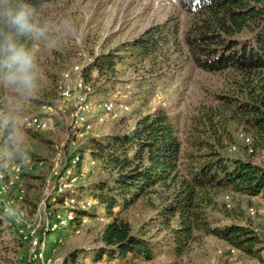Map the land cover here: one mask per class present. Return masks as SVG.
<instances>
[{"label": "rangeland", "instance_id": "rangeland-1", "mask_svg": "<svg viewBox=\"0 0 264 264\" xmlns=\"http://www.w3.org/2000/svg\"><path fill=\"white\" fill-rule=\"evenodd\" d=\"M37 19L49 26V38L56 42L55 48L46 47L41 40L30 39L27 44L38 56L42 69L39 90L25 94L11 87H0L1 127L10 121H14L17 126L14 139L10 136L1 139L0 132V158L4 157L9 164L11 184L8 194L16 199V205L24 203L30 215L36 211L40 199H44L52 209H63V204L59 202L62 195L57 198L58 202L50 200L54 193L52 185L59 173L68 167L70 155L74 151L83 154V161L77 167V179L69 192L73 193L80 186L77 194L89 197L82 188L99 181L107 182L112 174L98 162L94 166L88 163L90 157L85 151L88 137L128 131L140 115L151 113L157 108L169 113L184 144L192 135V130L195 131V126H208L210 112H220L218 117L221 121L216 134L222 140L221 152L229 157L250 158L264 165V143L256 145L254 152L249 153L237 134L244 132L252 138L250 129L240 120L230 118V110L220 104L219 94L227 82L225 74L201 69L186 52L164 57L161 53L146 54L131 45L142 33L157 25L170 26L173 30L177 29V34H181L190 16L178 6L176 0H54L44 4L37 13ZM67 25L77 31L67 34ZM116 46H124L121 61L116 65L111 79L102 77L92 81V98L97 104L106 99H115L128 104L130 109L117 118L94 124L91 132H75L71 129L70 109L54 96L56 79L72 63L81 61L85 56L108 52ZM96 74L94 71L93 76ZM34 99H45L44 102L50 99L60 108L50 116L49 129L38 134L23 126L24 118L38 111L39 105L34 103ZM208 132L213 135L212 129H208ZM208 139L213 141L214 136ZM233 144H236V150L230 149ZM39 160H43L44 164H38ZM14 164L20 165V172L12 171ZM72 173L71 169L67 179L72 177ZM20 188L25 189L22 198L18 193ZM225 194H230L232 198L231 208L223 205ZM214 201L216 206L209 211L221 223L252 222L246 213L250 202L248 195L225 189L215 193ZM160 206L161 200L152 195L143 196L128 209L115 210L118 216L128 219L133 230H144L162 248L150 260L130 257L128 262L212 264L216 249L228 243L213 235H200L184 254H171L168 251L171 241L167 230L157 218ZM97 210V206H92L89 212L95 213ZM3 221L10 226L7 219L3 218ZM102 226L101 222L95 225L91 221L82 225L79 231L60 229L51 233L48 237L55 248L53 254L65 258L72 249L85 248L87 255L81 257L77 264H94V255L104 245L98 230ZM12 231L10 226L0 237V264L17 259L23 252V245ZM261 254L264 257V249ZM217 260L220 264H231L226 259Z\"/></svg>", "mask_w": 264, "mask_h": 264}, {"label": "trees", "instance_id": "trees-1", "mask_svg": "<svg viewBox=\"0 0 264 264\" xmlns=\"http://www.w3.org/2000/svg\"><path fill=\"white\" fill-rule=\"evenodd\" d=\"M52 1L29 0L37 13ZM176 3L190 16L181 34L170 26L157 25L131 45L146 54L161 53L164 57L186 52L201 69L225 74L227 82L219 94L220 104L230 110V118L240 120L250 129L253 148L263 144L264 0H176ZM19 40L27 46L30 38ZM123 48L116 46L96 55L85 68V79L91 83L102 77L111 79ZM44 101L34 99L38 105ZM219 113L210 112L208 126H195L185 144L163 108L140 115L128 131L88 137L87 155L112 174L107 182L99 181L82 188L86 195L98 200L109 217L100 233L104 245L94 255L96 261L116 264L130 257L150 260L162 251L144 230H133L128 219L115 213L117 208L128 209L143 196L152 195L161 200L157 218L167 230L171 254L182 255L200 235H213L248 256L262 258L261 239L249 226L221 223L209 211L215 208L214 195L220 190L264 195V165L221 152L222 140L216 134L221 121ZM208 129H212L213 135ZM11 131L9 123L3 128L0 124L1 139L9 138ZM212 136L213 141L208 139ZM0 174L4 181H9V164L4 157L0 158ZM79 187L72 192L78 195ZM9 229L0 216V237ZM86 255L85 248L72 249L64 263L77 264Z\"/></svg>", "mask_w": 264, "mask_h": 264}, {"label": "built area", "instance_id": "built-area-1", "mask_svg": "<svg viewBox=\"0 0 264 264\" xmlns=\"http://www.w3.org/2000/svg\"><path fill=\"white\" fill-rule=\"evenodd\" d=\"M95 55L85 56L81 61H76L70 66L64 68L56 84V93L58 101L65 104L70 109L72 118L71 129L75 132L87 133L93 130L94 124H102L108 119L119 117L122 113L129 111L130 107L126 103L118 102L115 99H106L100 104L92 98L93 85L85 79V68L93 61ZM97 105L99 108H97ZM59 108L52 102H43L39 105L38 111L31 113L23 120V126L30 130L44 131L50 127V116ZM237 138L240 139L247 148V151L253 152L252 138L244 132H239ZM236 150V144L230 147ZM83 161V156L79 151H74L70 155L69 165L56 177L52 190L53 195L50 200H57L63 204V209L57 211L52 209L44 199L37 202L36 211L30 215L27 206L16 205V199L8 194L11 180L8 182L2 179L0 174V209L2 218L7 219L15 233L16 237L23 245V252L17 259L7 264H65L63 256L53 254L54 247L49 241V235L62 229L79 231V228L91 221L98 225L99 222L105 225L109 217L104 209L99 205L98 200L92 196L84 197L69 192L77 179V167ZM97 160L91 158L88 163L91 166L96 164ZM38 164L43 165L44 161L39 160ZM72 169L71 178L67 179ZM12 171L18 173L21 171L19 164L12 166ZM22 198L25 193L24 188L18 191ZM250 202L247 205V216L252 220L245 225L261 239L264 247V195L262 193L248 195ZM224 203L227 208L232 207V198L230 194L224 195ZM97 206L98 210L91 213L90 208ZM257 221L255 222V220ZM102 226V228H103ZM102 228H98L101 233ZM217 259H226L231 264H264V257L248 256L238 247L227 244L216 249L212 264H220ZM123 261V263H121ZM116 264H131L126 260H121ZM94 264H108L106 260L96 261Z\"/></svg>", "mask_w": 264, "mask_h": 264}, {"label": "clouds", "instance_id": "clouds-1", "mask_svg": "<svg viewBox=\"0 0 264 264\" xmlns=\"http://www.w3.org/2000/svg\"><path fill=\"white\" fill-rule=\"evenodd\" d=\"M67 34L77 30L67 25ZM49 26L37 19L36 8L29 0H0V87H11L25 94L39 90L42 69L36 53L19 38L41 40L48 48L56 42L49 38ZM10 138L17 135L14 121Z\"/></svg>", "mask_w": 264, "mask_h": 264}]
</instances>
